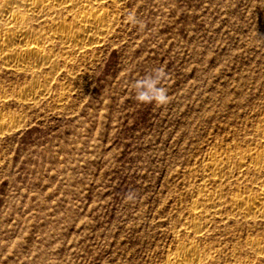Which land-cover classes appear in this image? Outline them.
Wrapping results in <instances>:
<instances>
[{
	"label": "rangeland",
	"instance_id": "obj_1",
	"mask_svg": "<svg viewBox=\"0 0 264 264\" xmlns=\"http://www.w3.org/2000/svg\"><path fill=\"white\" fill-rule=\"evenodd\" d=\"M88 1L97 42L45 46L34 74L0 62V264H264V220L230 206L264 181L233 159L264 151V0ZM161 67L169 102H137Z\"/></svg>",
	"mask_w": 264,
	"mask_h": 264
},
{
	"label": "bare ground",
	"instance_id": "obj_2",
	"mask_svg": "<svg viewBox=\"0 0 264 264\" xmlns=\"http://www.w3.org/2000/svg\"><path fill=\"white\" fill-rule=\"evenodd\" d=\"M95 1L101 3L105 0ZM88 2V0H13L12 3H4V1L0 3V23L4 26L3 31L0 33V62L16 70L34 74L35 68L46 65L50 59V54H43L41 52L45 46L58 42L69 44V46L70 44H74L77 50H83L87 45L92 43V41L97 42L100 36L102 35L101 37H103L104 34L105 16L101 15V11L98 12L93 6L94 10L87 7ZM76 6H79L81 9L74 10ZM61 12L67 13L73 23L72 25L65 22L54 24L52 23L53 20H48V22H50L49 36H35L31 33L29 22L32 21V18L36 20L43 16ZM67 47L68 45L64 48ZM43 94V91L29 90L26 97L24 96V100L30 101ZM239 153L233 156V159L235 158L239 161V168L243 167L245 163L247 164L250 162L253 170H256V172L263 170L264 173V151L256 150L249 152V154H245V152L242 154ZM218 159L219 158L215 159V157H211L206 164V168L210 170L212 177H214L212 180V184L214 185L219 183L220 180L217 177L219 175L216 174H219V172L223 170L221 169V165L227 160L221 161V159ZM249 168L250 166H248V169ZM240 170L237 171L238 175L243 173V171ZM205 199V201L213 205L220 201L219 195L207 196ZM230 206L232 210H242L243 213L248 216L253 215L254 217L256 216L264 220V181L260 184V188L255 196L242 197L236 195L231 198ZM216 213L217 212L214 211L212 212V214ZM196 215H198L197 217H201L202 213L199 212ZM193 251L194 250H190L189 252ZM173 264L191 263L179 257L174 260Z\"/></svg>",
	"mask_w": 264,
	"mask_h": 264
},
{
	"label": "clouds",
	"instance_id": "obj_3",
	"mask_svg": "<svg viewBox=\"0 0 264 264\" xmlns=\"http://www.w3.org/2000/svg\"><path fill=\"white\" fill-rule=\"evenodd\" d=\"M130 19L134 17L130 16ZM167 73L164 68H155L149 74L133 82L135 90L134 99L139 103H155L157 106L166 105L169 102L167 89L161 86V82L166 78Z\"/></svg>",
	"mask_w": 264,
	"mask_h": 264
}]
</instances>
